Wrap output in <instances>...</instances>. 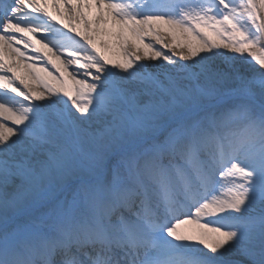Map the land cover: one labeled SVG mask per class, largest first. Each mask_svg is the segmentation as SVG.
Returning <instances> with one entry per match:
<instances>
[{
  "label": "snow or ice",
  "instance_id": "1",
  "mask_svg": "<svg viewBox=\"0 0 264 264\" xmlns=\"http://www.w3.org/2000/svg\"><path fill=\"white\" fill-rule=\"evenodd\" d=\"M51 6L0 0V264H264V0Z\"/></svg>",
  "mask_w": 264,
  "mask_h": 264
},
{
  "label": "bare ground",
  "instance_id": "2",
  "mask_svg": "<svg viewBox=\"0 0 264 264\" xmlns=\"http://www.w3.org/2000/svg\"><path fill=\"white\" fill-rule=\"evenodd\" d=\"M50 1H51V0H49V8H48V10H49L50 12H52L54 16H56V18H57V22L60 21V20H63L64 24L74 23V24H75V27H76L79 31H83V30L85 29V25H84V23H83L82 21H75V22H72V21H69L68 18H67L66 16H61L60 13L57 11V9L51 6ZM95 13H96V9L93 8V9L91 10V12H90V15L94 17V16H95ZM65 31H68L69 34L71 35L69 29H66ZM29 35H32V34H29ZM39 37H40V36H34L33 39H35V40H39V39H37V38H39ZM95 38H96V41H97V44H98V45L100 44L101 39H108V40H111V39H112L111 37H107V36H104V37L96 36ZM21 47H22V46H21ZM39 47H42L41 49H43V51H45V52L48 51L47 48H44L43 44H40ZM51 47H52V46H51ZM22 50H23V48H22ZM102 50H103V49H102ZM29 55H31V54H29ZM106 55H108L110 59H114V60H115V59L118 58V52H117L115 49H109V50H107V51H106ZM33 56H35V55H33ZM54 58H55V57H53V59H54ZM54 60H55V59H54ZM29 62H31V61H29ZM58 62H59V61H58ZM21 63L23 64L24 62L22 61ZM50 70H51V69H50ZM71 70H72V69L70 68L69 71H71ZM19 72H20L21 75H25L26 72H27V69L24 68V67H21V68L19 69ZM41 74L44 75L43 73H41Z\"/></svg>",
  "mask_w": 264,
  "mask_h": 264
}]
</instances>
